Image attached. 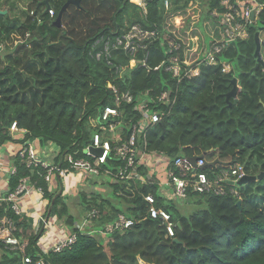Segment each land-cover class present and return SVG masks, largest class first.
I'll return each mask as SVG.
<instances>
[{
    "label": "trees",
    "instance_id": "1",
    "mask_svg": "<svg viewBox=\"0 0 264 264\" xmlns=\"http://www.w3.org/2000/svg\"><path fill=\"white\" fill-rule=\"evenodd\" d=\"M44 1L29 0L28 14L19 28L0 27L2 32L5 29L2 41H10L13 35L23 39L0 54V149L8 143L39 141L41 148L54 143L60 149L56 161L72 154L97 164L86 150L98 133L103 142L112 141L110 124L103 122L102 113L107 106L117 108L113 86L121 94L130 92L134 96L131 104L121 103L122 117L118 124L115 121L121 142L129 139L140 120L137 106L145 94L149 92L152 98L170 92L174 102L161 107L165 110L163 119L139 140L142 151L163 154L170 161L185 156L215 163L203 169L210 179L238 166L248 176L264 174V65L250 75L258 63V26L250 27L247 39L232 43L219 54L216 66L203 65L198 78L182 79L167 70L172 58H178L184 72L198 64L204 49L221 41L223 26L211 13L221 10L224 0H194L197 18L190 16V0H168V6L166 0H146V9L131 0H81L79 6L70 5L64 12L61 27L56 22L63 7L54 6L55 0H50V10L54 11L51 16L41 5ZM205 1L209 14L203 8ZM176 17L187 19V27H176L172 23ZM262 22L264 11L260 27ZM134 26L157 32L160 37L140 42L133 52L115 49L117 40ZM194 38L199 39V51L193 50ZM169 39L180 45L172 54ZM107 42L111 51L106 55ZM97 52H103L100 59ZM223 62L232 65V72H222ZM235 78L241 92L238 100L229 102L227 95ZM14 123L27 132L22 140L16 141L11 135ZM13 164L16 172L6 195L13 193L23 179H29L45 190L46 214L51 210L50 217L78 234L72 248L44 253L37 245L44 234L43 225L36 232L30 218L18 217L10 204L0 203V219L14 220L16 235L29 241L27 254L36 260L42 258L47 264H264V178L238 187V195L192 194L189 199L197 198L206 208L184 216L174 201L162 196L160 187L138 180L116 181L112 175H105L103 185L110 187L109 194H78L85 214L99 212L93 220L94 229L103 230L120 215L134 222L125 232L110 236L107 253L99 233L76 228L81 220L71 212L60 187L50 190L41 177L45 172L42 168L28 167L18 155ZM123 166L112 153L102 171L115 175ZM143 168L140 172L147 178L148 169ZM94 185V189L99 187L97 182ZM149 194L177 224L174 238L162 221L148 217L145 196ZM0 264H23V255L0 240Z\"/></svg>",
    "mask_w": 264,
    "mask_h": 264
},
{
    "label": "built area",
    "instance_id": "2",
    "mask_svg": "<svg viewBox=\"0 0 264 264\" xmlns=\"http://www.w3.org/2000/svg\"><path fill=\"white\" fill-rule=\"evenodd\" d=\"M140 7L145 8L144 4H139ZM169 5L166 0V6ZM264 11V0H224L221 4V10L212 12V17L221 22L223 26V34L220 42L212 47L204 49L202 58L194 67L185 69L180 65L178 58H172V63L168 67V71H173L175 76L181 78L193 79L201 75V67L203 65L216 66L218 64V55L227 49L232 43L238 40H245L249 36V29L252 26H258L261 14ZM50 15L54 16V11L49 10ZM177 27V26H176ZM180 28V27H179ZM28 36V35H27ZM160 34L157 32H144L138 26H134L122 39H118L113 46L124 48L126 51L133 52L140 42L146 39H158ZM198 38H196L194 51H199ZM23 42V39L18 35H13L10 41L0 44V54L5 52L7 48L13 49L18 43ZM100 43V42H98ZM97 43V44H98ZM111 43L107 42L104 52L110 53ZM168 45L170 53L173 50H179L180 45L174 40L169 39ZM103 52H97V58L100 59ZM232 65L223 62L222 72L229 74L232 72ZM114 90V102L116 107L107 106L102 113V120L104 123L110 124L109 131L112 133L111 140L102 141L101 135L98 133L94 136L93 145L87 148V155L97 161V164L89 160L77 159L70 154L56 161L59 156L60 149L58 146L56 150L52 151L53 158L50 161L49 154L44 152L41 157L40 150L34 145L35 142H27L24 147L17 153V155L26 162L28 167H40L45 172L41 177L45 180L50 190L51 187H59L62 190L63 196L66 197V189L71 186H76L87 180H94L98 182L101 178L105 179V175H112L118 181L138 180L143 184L150 183L160 187L162 196L168 201H187L192 194L208 195L215 194L216 196L231 193L238 195L233 189H229L223 183L229 181L230 184L238 183L246 176L245 170L242 166L232 169L224 170L216 173L215 179H210L208 174L203 170L206 165L204 159H198L193 164L189 158L179 156L173 161L159 153H146L141 150L139 140L146 136L147 131L158 124L165 115V110L161 107H169L174 100L171 98L170 92H164L157 97L150 98L147 92L144 98L137 106L141 118L131 132L128 140L121 142L120 135L115 131V121L122 117L119 110L121 103L131 104L134 101V96L130 92L121 94L119 90L111 86ZM119 121L116 122L118 124ZM107 127H103L106 129ZM27 132L20 129L16 123L11 126V134L24 135ZM14 137L15 140L17 137ZM24 138V137H23ZM55 146L54 143H49V146ZM91 149H100L101 156L92 153ZM51 150V149H50ZM55 153V154H54ZM114 153L116 158L124 163V166L119 168L117 173L113 175L110 171H102V166L108 161L110 155ZM148 169L147 178L140 172L141 168ZM16 168L10 171L12 177L15 174ZM101 182V181H100ZM8 192V191H7ZM6 192V193H7ZM0 197V203L6 202L10 204L13 213L18 217H23L24 210L22 208L23 198H32V196H40L44 199L45 190L41 186L31 184L29 179H23L13 193ZM145 201L149 205L148 217L160 220L167 229L171 238L175 237V229L177 224L172 220L171 214L162 207L157 206V199L155 196L149 194L145 196ZM99 212L93 210L87 213L81 220V223L76 226L80 231L90 234L99 233L103 240L110 238L116 232H125L134 225L133 220L120 215L116 222L107 225L103 230L94 229V218L98 216ZM44 217V218H43ZM41 220L44 222V234L39 239L38 244L44 253L54 252L61 253L66 249L72 248L77 240L78 234L74 229L66 227L64 224L57 225L58 221L55 217L43 216ZM52 221V222H51ZM57 226V228L55 227ZM88 232H86V229ZM36 232L39 228L34 229ZM58 230V232H56ZM17 227L14 220L8 217L0 219V240L11 250H16L23 255V264H47L42 258L35 259L27 254L29 241L27 239L19 238L16 235ZM105 242V240H104ZM141 264H145L141 261Z\"/></svg>",
    "mask_w": 264,
    "mask_h": 264
},
{
    "label": "rangeland",
    "instance_id": "3",
    "mask_svg": "<svg viewBox=\"0 0 264 264\" xmlns=\"http://www.w3.org/2000/svg\"><path fill=\"white\" fill-rule=\"evenodd\" d=\"M69 1H71V0H69ZM190 1H191L190 2V6H191L190 7V9H191L190 10V16L192 18H194V17L197 18L199 15L198 6L196 7L194 0H190ZM68 2H67V0H55L53 4H54V6H57L59 8V7H64ZM130 2L137 5V6H140L139 4H144L145 8H146V0H141L139 3H134L133 0H131ZM28 5H29V0H0V11L7 13L6 15H0V27L6 28V26H8V27H12V28H19L20 25L25 20L27 14H28ZM203 8H204L205 14L210 13L209 9H208L209 7H208L207 1L204 2ZM43 11H44V8H42L40 10L39 16H42ZM131 11L135 12V10H133V9H131ZM11 21H15L16 23L11 24L10 23ZM187 22H188L187 19H184L183 17H176L172 20V23L175 26L180 27V28H186ZM221 22H223L222 19H221ZM258 29L260 31L259 25H258ZM4 30H3V32H2V30L0 31V36L4 35V32H5ZM260 38H261L262 43L264 44V30L261 31ZM4 41H6V40H4ZM4 41H2V38L0 39V43H5ZM195 42H196V38L193 39V43H194V46L197 47L195 45ZM197 42H199V41H197ZM31 47H32V45L30 46V48ZM262 56H264V53L262 54ZM263 59H264V57H263ZM42 61H43V59L41 60V62ZM22 74L24 75L26 80H29L28 76L25 73L22 72ZM11 135L14 137L16 136L13 134H11ZM22 137H23V135H22ZM56 149H57L56 145L55 146L47 145L46 147L39 148L40 152H41V150L43 151V153L41 154V157H43L44 152L46 154H49L50 156H52V154H51L52 151L56 150ZM104 180H105L104 178L103 179L101 178L97 182L96 186H99V189L97 187L95 189L93 188V187H95V185H94L95 181L94 180L83 181V182L79 183L76 186V188H75V186H71V187H68L66 189L67 203H69V205H70L71 212L73 214H75L76 216H78L79 220H82V218L84 216H86L85 212L83 211V206L81 204L80 198H78L79 192L81 191V193L84 192L85 194H87V193L91 194L94 191H96V192L100 191L101 193H103V195H107L111 192V189L109 186L103 185ZM228 182L229 181H226V184L229 185ZM228 185H225V186L228 187ZM238 187H241V186H238L236 183L235 185H233L231 187V189H233L234 191H236L238 193V189H237ZM75 192L78 193L77 196H76ZM174 205L176 206L178 212L184 216L193 215V214H195L199 211H202L206 208V204L198 202L197 198L192 199V200L188 199L187 201H177L176 200V201H174ZM79 215H80V217H79ZM56 223H57V225H62L61 224L62 222H60V221H56ZM55 227L57 228L56 225H55ZM104 240H105V243H104L105 250L107 253H109V242L111 241V238H109V237L104 238Z\"/></svg>",
    "mask_w": 264,
    "mask_h": 264
},
{
    "label": "crops",
    "instance_id": "4",
    "mask_svg": "<svg viewBox=\"0 0 264 264\" xmlns=\"http://www.w3.org/2000/svg\"><path fill=\"white\" fill-rule=\"evenodd\" d=\"M16 141L22 140V135L16 136ZM39 141H36L34 145L37 147V149L41 148L39 145ZM24 147V144L20 143H8L4 147L0 149V197L4 196V194L9 190V181L11 179L10 171L13 168V158L17 156V153ZM40 153H43L41 150ZM50 161L53 160L51 156L49 155L48 158ZM99 189V187H97ZM52 191L59 190L58 187L54 186L51 187ZM76 196H77V192ZM67 198L65 197V201ZM47 206L48 201L43 199V197L40 196H32V198H23L22 202V208L24 210V216L30 218L33 221L34 229L37 230V228L42 229L44 227V222L41 220V218L45 215L48 216L51 214V210L49 214L47 213ZM41 217V218H40ZM44 218V217H43ZM56 218V217H55ZM52 222V221H51ZM58 232V230H56Z\"/></svg>",
    "mask_w": 264,
    "mask_h": 264
},
{
    "label": "water",
    "instance_id": "5",
    "mask_svg": "<svg viewBox=\"0 0 264 264\" xmlns=\"http://www.w3.org/2000/svg\"><path fill=\"white\" fill-rule=\"evenodd\" d=\"M122 1V0H121ZM80 2L81 0H71L69 1L63 8H62V11L60 12L59 14V17L57 19V22H56V25L58 27H61V22H62V16L64 14V12L66 10H68V7L70 5H76V6H79L80 5ZM41 5L43 6H46L47 10H50L51 9V5H50V0H46L44 1L43 3H41ZM7 13L6 12H2L0 11V15H6ZM264 30V22L261 23V27H260V31L257 32L256 36H255V42H256V46H257V49H256V53H255V57L257 58L258 60V63L256 65V67L254 69L251 70L250 72V75L253 74L256 70L259 69L260 65H264V59H263V56H262V45H264L261 41V38H260V35H261V31ZM262 80H264V72H263V78ZM232 85H233V89L232 91L227 95V101L230 102V100L233 98L235 100H238V95L239 93L241 92L240 90V87H239V84H238V79L235 78L232 80ZM143 148V147H142ZM92 153H94L95 155L97 156H101L102 154V151L100 149H91L90 150ZM190 161L195 164V162L197 161V158H189ZM217 163V162H216ZM215 165L214 164H206L204 168L206 167H209V166H213ZM264 178V174L260 175V176H248L246 175L243 179H241L237 185L238 186H243L245 184H248L250 182H255V181H258V180H262ZM231 185H235L233 182L230 183ZM237 206L240 207L241 206V202H238L237 203ZM50 215V214H49ZM44 230V228H43ZM175 242H177L175 240Z\"/></svg>",
    "mask_w": 264,
    "mask_h": 264
},
{
    "label": "bare ground",
    "instance_id": "6",
    "mask_svg": "<svg viewBox=\"0 0 264 264\" xmlns=\"http://www.w3.org/2000/svg\"><path fill=\"white\" fill-rule=\"evenodd\" d=\"M140 1H141V0H139V2H140ZM139 2H138V3H139Z\"/></svg>",
    "mask_w": 264,
    "mask_h": 264
}]
</instances>
